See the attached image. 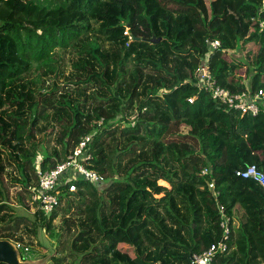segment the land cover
<instances>
[{
    "label": "trees",
    "instance_id": "trees-1",
    "mask_svg": "<svg viewBox=\"0 0 264 264\" xmlns=\"http://www.w3.org/2000/svg\"><path fill=\"white\" fill-rule=\"evenodd\" d=\"M165 1L173 10L157 0H0V239L44 254L38 226L52 264H190L222 234L213 182L230 249L212 264H264V195L235 176L251 164L264 172V104L255 116L229 108L200 89L197 72L206 63L231 94L264 93V0H225L228 24L214 22L223 0ZM86 137L85 166L102 182L73 179L69 192L61 181L51 213L33 201L38 225L14 217L9 190L31 198L39 175Z\"/></svg>",
    "mask_w": 264,
    "mask_h": 264
},
{
    "label": "built area",
    "instance_id": "built-area-1",
    "mask_svg": "<svg viewBox=\"0 0 264 264\" xmlns=\"http://www.w3.org/2000/svg\"><path fill=\"white\" fill-rule=\"evenodd\" d=\"M258 28L260 32L264 31V20L258 22ZM125 34H127V31ZM219 45L220 43L218 41H213L209 44V48L215 50ZM197 72L200 89L211 92L214 100L228 105L229 108L239 110L242 114L255 116L259 112V104H264V93L262 90L258 91L254 96H247L245 93L233 95L229 91L216 86L206 63H202ZM188 101L192 102L193 99H189ZM89 141V137L84 138L67 160L59 163L54 169L45 171L39 175L38 187L35 189L32 199L35 202H39L41 210L46 215L51 213L58 204L59 196L55 193L52 194V192L61 181L64 185H69V192L76 190L75 185L71 183L73 179H82L92 183L102 182L101 178L95 172L85 166V163L90 159V155L84 154L85 146ZM206 173L207 170L204 169L201 174L205 175ZM235 176L241 179L252 180L261 188L264 195V172L258 169L256 165L251 164L247 165L244 169L236 170ZM209 188L212 190L220 215L222 234L218 241L211 244L208 249L200 254H193L190 259V264H212L216 255L225 254L230 249V217L227 215L224 205L218 202L219 192H216L213 182H210ZM16 247L20 250L22 259H32L27 247L21 244H16Z\"/></svg>",
    "mask_w": 264,
    "mask_h": 264
},
{
    "label": "rangeland",
    "instance_id": "rangeland-1",
    "mask_svg": "<svg viewBox=\"0 0 264 264\" xmlns=\"http://www.w3.org/2000/svg\"><path fill=\"white\" fill-rule=\"evenodd\" d=\"M157 2L162 6V7H166L169 8L171 10H173L174 7H172L171 4L167 3L165 0H157ZM231 3L230 2H226L225 0L218 2L217 5H215L214 7V13H215V17H214V22H226L228 24V16L230 15V13L232 12V7H231ZM124 32L122 33V36L125 37V32L128 31L127 27H124ZM133 40H131L130 38H126L125 37V43H124V49H127L132 43ZM191 43L192 45L199 47L202 44V35L201 33H195L192 37H191ZM161 184L165 185L166 183L161 182ZM20 187L16 186L13 189L9 190V201L10 204L12 206V208L14 209L13 216H24L26 218H28L33 224L38 225V222L36 220L37 217V206L33 203V199L32 197L30 198L28 194H26L25 192H21V196L23 198V205L17 202V195L18 193H20ZM14 222H12L11 224H13ZM56 224H58V220L55 222ZM36 229V241L37 242H42L44 245L48 244L47 241L49 242V240L46 238L44 230L42 228H38V226L34 227ZM20 231L16 232V235L21 234V227L19 228ZM10 241V240H9ZM50 244V242H49ZM43 247V246H42ZM52 248V247H51ZM43 249L45 250L44 254H37V255H45L47 254V249H45L43 247ZM53 249V248H52ZM54 250V249H53ZM30 255L32 256V258L34 257L31 253ZM54 255H55V250H54ZM53 255V256H54ZM59 256H62V254H60ZM68 262H65L64 264H67Z\"/></svg>",
    "mask_w": 264,
    "mask_h": 264
},
{
    "label": "water",
    "instance_id": "water-1",
    "mask_svg": "<svg viewBox=\"0 0 264 264\" xmlns=\"http://www.w3.org/2000/svg\"><path fill=\"white\" fill-rule=\"evenodd\" d=\"M161 38L154 39L150 38L148 41L150 43H157ZM48 244H43L40 242V245L47 249V254L45 255H35L30 260H24L21 257L20 250L16 247L15 243L9 240L0 239V264H52L51 258L54 255V250Z\"/></svg>",
    "mask_w": 264,
    "mask_h": 264
},
{
    "label": "clouds",
    "instance_id": "clouds-1",
    "mask_svg": "<svg viewBox=\"0 0 264 264\" xmlns=\"http://www.w3.org/2000/svg\"><path fill=\"white\" fill-rule=\"evenodd\" d=\"M92 171V170H91ZM94 172V171H93ZM33 196V195H32ZM35 202V201H34ZM16 245V244H15Z\"/></svg>",
    "mask_w": 264,
    "mask_h": 264
}]
</instances>
